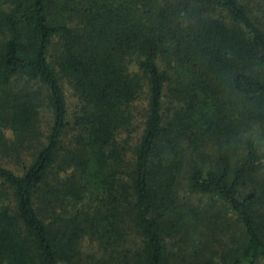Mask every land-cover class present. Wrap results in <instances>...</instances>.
I'll return each mask as SVG.
<instances>
[{"label": "trees", "instance_id": "obj_1", "mask_svg": "<svg viewBox=\"0 0 264 264\" xmlns=\"http://www.w3.org/2000/svg\"><path fill=\"white\" fill-rule=\"evenodd\" d=\"M253 126L264 0H0V264L264 261ZM182 187L230 211L222 261Z\"/></svg>", "mask_w": 264, "mask_h": 264}, {"label": "rangeland", "instance_id": "obj_2", "mask_svg": "<svg viewBox=\"0 0 264 264\" xmlns=\"http://www.w3.org/2000/svg\"><path fill=\"white\" fill-rule=\"evenodd\" d=\"M53 48L54 47H51L52 50L50 49L51 59L53 57L52 54H54ZM129 69L132 74L138 73L134 64H130ZM63 88L67 99L69 114L71 116L77 108V100L74 97L70 86L65 81H63ZM146 94H147V88L144 87L139 99L135 103V119H134L135 132L133 133L134 139H136L140 135L143 128V121L146 113ZM41 120H42V128L45 129L47 121L49 120L48 114L47 113L43 114ZM249 135H251V137L254 139L258 152L261 155L262 154L264 155V139L261 137L260 130L257 127L253 126L252 129L249 131ZM4 163L5 162H3L2 164ZM7 167L13 169L15 172H18V169L13 164H7ZM260 174H261L260 176L264 179V169ZM179 195H180V199L184 201H188L194 204V206L198 208L201 207L205 210V212L203 211V213L198 217V219L203 220V222H197L198 225L197 232L205 233L206 235L211 237V239H215L216 236L217 239H220V241H222V244H218L217 242H212V246H210L216 253H218L215 259L217 261H222L218 259L222 254V252L226 251L223 245L225 242L228 241V237H227L228 230L226 231L224 230V228L225 226H227L228 228V226L230 225V221L232 220V215L230 211L224 208L223 206H221L220 202H218L215 198H211L208 196L204 197L201 195L198 196L190 195L183 187L181 188ZM206 211L209 212L216 211L222 213L220 215L221 217H219L218 215L217 216L214 215V218L213 215L210 217L208 216V223H211L213 225L211 229L208 228L207 225L205 226V224H203L205 223V218L207 217L205 214ZM80 251L82 254V258L86 261H89V255L91 254L97 255V248L93 246L88 240H85L82 243ZM256 264H264V261L260 260Z\"/></svg>", "mask_w": 264, "mask_h": 264}]
</instances>
